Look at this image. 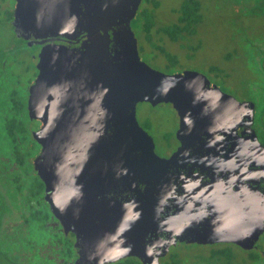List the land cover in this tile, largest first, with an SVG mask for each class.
<instances>
[{"label": "water", "instance_id": "obj_1", "mask_svg": "<svg viewBox=\"0 0 264 264\" xmlns=\"http://www.w3.org/2000/svg\"><path fill=\"white\" fill-rule=\"evenodd\" d=\"M16 1L15 18L24 27L35 0ZM36 1L47 21L42 27L86 33L78 47L45 48L32 87V108L44 120L39 169L53 209L78 234L80 260L101 264L135 255L156 264L153 247L165 251L175 240L250 246L262 229L264 202L248 199V183L240 182L246 190L236 202L218 204L189 199L184 189L188 177H197L192 167L185 173L188 157L196 163L201 156L190 154L196 135L187 130L220 116L251 114L247 102L210 86L199 71L168 73L142 60L131 28L140 0H78L75 7L67 0ZM139 102L175 109L180 144L170 156L155 151L153 137L139 124ZM238 156L244 178L250 152ZM124 192L132 196L121 201ZM132 216L137 229H131Z\"/></svg>", "mask_w": 264, "mask_h": 264}, {"label": "flooded vegetation", "instance_id": "obj_2", "mask_svg": "<svg viewBox=\"0 0 264 264\" xmlns=\"http://www.w3.org/2000/svg\"><path fill=\"white\" fill-rule=\"evenodd\" d=\"M72 7L78 0H67ZM162 0H140L131 28L137 39V48L146 51L150 45L151 60L160 59L164 72L174 73L191 68L180 67L176 44L190 58L199 39V27L204 12L201 0H180L169 7L170 14L158 13ZM16 0H0V264H95L80 260V243L76 231L67 228L53 209L52 190L41 175L43 141L41 130L43 118L32 108V87L36 82L42 51L53 45L75 48L86 38L78 28L42 27L47 21L39 1H32L26 9L24 27L15 18ZM78 5V4H77ZM70 6V5H69ZM198 10L196 20L180 18V10ZM150 14L153 17H145ZM54 26V25H53ZM44 28V29H43ZM57 28V29H56ZM62 31V30H61ZM138 33V35H136ZM139 38L142 40L139 42ZM255 40V39H254ZM262 40V39H260ZM259 42L260 52L250 57H261L256 64L264 79V42ZM148 43V44H147ZM242 54V53H241ZM142 59V58H141ZM143 60V59H142ZM150 66L153 64L144 60ZM155 68V67H154ZM205 74L210 86L217 85L236 99L246 101L252 113L220 116L211 124H196L187 130L196 138L190 143L192 158L185 173L191 167L197 177H188L184 189L189 199L210 202H233L239 198L240 182L248 183V199L264 202V81L246 82L240 95L229 91L223 81L220 85L210 75L222 76L223 68L209 63ZM251 71H254L251 69ZM248 83V84H247ZM225 88H224V87ZM171 105V104H170ZM172 107V106H171ZM173 131L174 146L170 156L180 144L176 138L179 118ZM250 152L246 170L239 175V152ZM249 188H257L250 190ZM132 195L124 192L120 200ZM236 202V201H235ZM117 205V204H115ZM118 206V205H117ZM211 207V205H207ZM115 223L118 219L115 217ZM137 217L132 216L130 226L137 229ZM166 232L160 234L167 238ZM159 251L156 264H264V220L262 229L250 246L244 247L233 241H187L175 240L163 251V246L153 247ZM101 264H144L135 256L128 255Z\"/></svg>", "mask_w": 264, "mask_h": 264}, {"label": "rangeland", "instance_id": "obj_3", "mask_svg": "<svg viewBox=\"0 0 264 264\" xmlns=\"http://www.w3.org/2000/svg\"><path fill=\"white\" fill-rule=\"evenodd\" d=\"M179 1L162 0L158 13L162 16L169 15V7ZM201 1L204 21L198 30L200 38L191 39V43L197 47L192 51L193 55L187 58L184 49L174 45V49L179 51L180 67L193 68L209 74V63H215L223 68L222 76L209 74L211 78L220 85V81H223L224 86L237 95L243 93L241 85L244 83L264 81L258 72L259 67L256 66L261 57L258 60L256 57L248 58L249 55H258L260 52L257 41L264 42V0ZM142 40L139 38V42ZM151 48L149 44L146 45L148 52L141 50V58L155 63V68L162 69L163 67L159 66L162 63L160 59L151 60ZM136 117L139 124L153 137L155 151L161 156H166L175 144L173 131L176 116L171 105L160 103L153 106L148 102H139L136 106Z\"/></svg>", "mask_w": 264, "mask_h": 264}, {"label": "trees", "instance_id": "obj_4", "mask_svg": "<svg viewBox=\"0 0 264 264\" xmlns=\"http://www.w3.org/2000/svg\"><path fill=\"white\" fill-rule=\"evenodd\" d=\"M145 17H153L152 15L150 14H147L145 15ZM180 18H184V17H187V18H191V19H194L197 21V19L200 17V14L198 13V10L195 9V8H192V9H182L180 10V15H179Z\"/></svg>", "mask_w": 264, "mask_h": 264}]
</instances>
